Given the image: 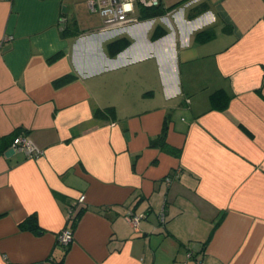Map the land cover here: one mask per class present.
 <instances>
[{
    "label": "crops",
    "instance_id": "obj_1",
    "mask_svg": "<svg viewBox=\"0 0 264 264\" xmlns=\"http://www.w3.org/2000/svg\"><path fill=\"white\" fill-rule=\"evenodd\" d=\"M161 8L103 27L86 0H0V143L43 150L0 148V264H264V0Z\"/></svg>",
    "mask_w": 264,
    "mask_h": 264
},
{
    "label": "built area",
    "instance_id": "obj_2",
    "mask_svg": "<svg viewBox=\"0 0 264 264\" xmlns=\"http://www.w3.org/2000/svg\"><path fill=\"white\" fill-rule=\"evenodd\" d=\"M88 10L91 13L98 14L103 27L120 26L138 21L139 14L143 8L161 6V0H86ZM11 148L23 151L26 156L36 158L43 153L35 143L28 139L25 135L19 134L13 138ZM171 176H166L165 182L170 181ZM85 200L84 195H80L77 201L69 210V219L75 218L77 211L82 207ZM145 217L144 211H129L124 216L125 222L133 228H137L140 221ZM160 224L165 223L164 212L159 214ZM57 240L61 244H69L73 240V230L69 227L63 228L57 236ZM191 252H187V257Z\"/></svg>",
    "mask_w": 264,
    "mask_h": 264
},
{
    "label": "trees",
    "instance_id": "obj_3",
    "mask_svg": "<svg viewBox=\"0 0 264 264\" xmlns=\"http://www.w3.org/2000/svg\"><path fill=\"white\" fill-rule=\"evenodd\" d=\"M164 12V10L161 8V6H157V7H147V8H143L139 14V18H149V17H154L157 15H160ZM127 43V41H124L122 38L117 39L116 41H113L111 43V45L115 46L116 48H122L125 44ZM218 92H214L212 94V101L218 98ZM225 98V97H224ZM227 99V97H226ZM224 105V104H223ZM245 130V129H244ZM17 135H19L18 133L15 135H12L10 137V139L5 140L4 142H1V147L0 148H4V147H8L10 146L12 140L14 137H16ZM151 145H159L161 146V148H163L165 151H168L172 154H178V150L170 145H168L164 139L163 136H159L156 139H154L153 141H151ZM103 210V209H102ZM83 211V208H79L77 211V214L75 216V218H70L69 219V228L74 230V227L76 225V220L77 217L80 215V213ZM20 229H30V230H37L38 228V222H37V218L35 215H30L27 218H25L24 220L20 221L18 224ZM59 264V263H58Z\"/></svg>",
    "mask_w": 264,
    "mask_h": 264
}]
</instances>
